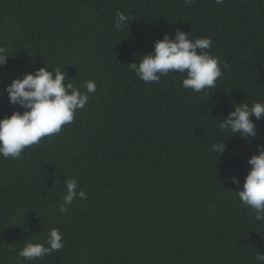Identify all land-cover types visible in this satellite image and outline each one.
Instances as JSON below:
<instances>
[{
	"label": "trees",
	"instance_id": "16d2710c",
	"mask_svg": "<svg viewBox=\"0 0 264 264\" xmlns=\"http://www.w3.org/2000/svg\"><path fill=\"white\" fill-rule=\"evenodd\" d=\"M117 11L130 19L120 31ZM177 29L212 39L215 89H184L178 71L145 83L130 70ZM0 46L10 55L0 89L42 66L81 91L97 85L58 134L0 157V264H257L264 222L234 191L264 146V117H252L260 135L247 141L218 124L238 104L264 103V0H0ZM13 111L23 109L0 96V118ZM223 140V154L210 151ZM66 178L87 198L62 213ZM52 228L60 251L18 257Z\"/></svg>",
	"mask_w": 264,
	"mask_h": 264
},
{
	"label": "clouds",
	"instance_id": "9594fccd",
	"mask_svg": "<svg viewBox=\"0 0 264 264\" xmlns=\"http://www.w3.org/2000/svg\"><path fill=\"white\" fill-rule=\"evenodd\" d=\"M224 0H215L223 4ZM191 7L193 0H184ZM130 22L129 16L117 11L113 26L120 31ZM212 39L210 37L189 38L188 32L175 30L174 36L165 33L161 39L154 42V48L138 59L129 63L130 70L145 83L159 82L162 76L178 71L184 74L182 87L194 92L215 89L218 79L222 76V68L217 57L210 54ZM10 55L5 47L0 46V66L6 64ZM227 67V64L224 65ZM54 74V75H53ZM67 76L59 67L49 70L42 66L34 72H28L22 77L14 78L3 89L0 96L8 95L10 104L19 105L23 111H13L11 115L0 118V157L5 159L21 158L24 150L40 143L42 138L58 134L62 127L74 120L77 110L83 109L90 95L95 93L97 85L93 80L85 81L84 91L72 83H64ZM218 124V129L228 131L231 135H239L246 141L257 137L255 120L264 117V103L255 102L238 104ZM227 145L216 142L210 151L223 154ZM251 166L239 191H234L240 204L252 210L254 219L264 222V146H258V154L253 153L248 158ZM233 184L239 185L240 180L229 177ZM66 194L59 204L60 212H66L76 198L86 199L85 191L79 189L75 178L64 181ZM64 247L62 233L52 228L44 242H26L18 252V257L35 261ZM254 259L257 264H264V254L257 252Z\"/></svg>",
	"mask_w": 264,
	"mask_h": 264
}]
</instances>
